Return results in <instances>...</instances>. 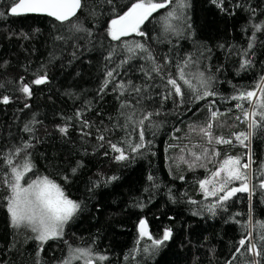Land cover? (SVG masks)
<instances>
[{
  "label": "trees",
  "instance_id": "16d2710c",
  "mask_svg": "<svg viewBox=\"0 0 264 264\" xmlns=\"http://www.w3.org/2000/svg\"><path fill=\"white\" fill-rule=\"evenodd\" d=\"M134 2L82 0L80 12L61 23L44 15L13 16L7 8L11 0H0V11L5 13L0 16V100L10 98L8 104L0 103V172H10L3 155L31 144L15 160L30 155L37 175L60 183L81 205L65 226L63 238L42 244L31 229L12 226L8 190L0 183V264H62L67 259L84 264L74 259L77 247L107 257L99 261L94 256L95 264H248L254 259L264 264L262 257L236 251L247 235L241 225L249 219L253 240L262 247L256 224L264 221V193L257 188L251 200L248 193H236L223 207L209 211L216 198L205 197L199 186L226 155L244 157L246 162L250 151L256 162L253 169L264 164V129H249L247 122H241L237 101L229 99L239 91L252 90L264 77V31L253 28L264 23V0H223V7L213 0H185L182 18L173 21L178 35L164 31L162 17L174 6L170 5L141 25L145 36L122 37L129 43H145L165 74L175 75L176 64L191 57L197 62L193 70L198 66L214 78L215 97L195 101L186 91L182 103L175 95L163 99L169 91L165 80L155 73L149 79L141 70L151 67L145 53L137 50L138 55L128 59L121 41L111 40L108 34L110 21ZM74 24L88 31L75 30ZM122 59L127 63L114 74L116 80L131 81L140 93L129 89L121 94L113 84L101 91L107 71ZM245 60L249 63L242 67ZM43 74L46 83L32 84ZM22 83L31 85L30 97L19 90ZM126 100L143 111L159 112L151 120L156 126L149 127L145 121V142L150 141V146L135 153L122 143L132 132L131 126L122 127L121 113L130 111L121 108ZM213 100V110L222 114L213 133L232 139L230 145H209L191 131L206 124ZM61 127H67L66 134ZM248 131L253 134L245 142L247 147L232 135ZM136 137L133 133V142H138ZM109 141L124 147L129 159L117 161L118 153ZM205 147L215 148L220 157L212 163L201 161L206 166L194 169L179 161L181 155L193 159L189 149L200 154ZM28 176L32 173L25 179ZM260 179L264 177L254 175L252 183L258 185ZM141 220L148 221L154 238L171 229V239L153 250L151 241L139 236Z\"/></svg>",
  "mask_w": 264,
  "mask_h": 264
},
{
  "label": "snow or ice",
  "instance_id": "6c2138e0",
  "mask_svg": "<svg viewBox=\"0 0 264 264\" xmlns=\"http://www.w3.org/2000/svg\"><path fill=\"white\" fill-rule=\"evenodd\" d=\"M108 2L110 3L111 0H108ZM213 2L223 7V0H213ZM170 5L174 6L162 17L164 31L178 35L179 30L173 21H179L182 18L183 10L187 7L185 0H135L127 11L110 21L108 34L111 40L121 41L123 49L129 54L128 59L138 55L137 50H139V53L146 54L144 59L151 62V67L147 69L142 67L141 70L145 72L149 79L155 73L165 80L164 86L169 91L167 95L163 96V99L166 100L175 95L182 103L186 91L195 101L215 97L217 92L213 89L214 78L206 76L203 71L199 70L198 66L193 70L197 62L193 61L191 57L185 59L183 63L176 64L177 71L175 75L170 72L165 74L164 66L155 61V57L152 56L150 49L145 43L122 41V37H127L133 33L145 36L146 33L141 31V25L153 13L160 9H167ZM7 8L8 13L13 16L29 13L45 14L64 23L71 21L77 15V12L82 8V0H11ZM4 15L5 13L0 11V16ZM71 27L78 31H88L75 24ZM253 28L255 31H264V23L254 24ZM249 47H251V44ZM111 58L110 54L108 59L111 60ZM124 63H127V59L120 60L116 67L107 71V78L102 85L101 91L108 88L109 84H113V90L119 89L121 94H124L129 89L135 93H140L141 88L131 81L126 84L123 81L116 80L114 74L118 72L120 65ZM165 63L170 62L166 61ZM248 63L249 61L245 60L242 67ZM46 82L47 75L43 74L34 79L32 84L41 85ZM19 90L28 97L32 95L31 85L29 84L22 83V87ZM229 99L237 101L235 108L240 109L243 114V120H241L240 116L236 117L237 120L247 122L248 128L253 131L258 128L264 129V77L254 85L252 90L239 91L238 94L231 96ZM9 102L10 98L8 96H3L2 100H0V103L4 104ZM245 102L248 107H245ZM139 103L140 100L137 99L136 105H139ZM214 104L215 100L209 103L210 115L206 124L198 129L193 128L191 131L206 139L209 145L213 144V142L217 145H230L233 143L232 139L216 136L213 133L214 123L222 115L219 109L213 110ZM136 105L127 100L121 105L122 109H130L127 113H121V115L125 116V124L122 127L125 129L129 126L132 127V132H129L128 138L123 140L122 143H126L129 150L133 153L150 146V141L145 142V121L150 122L149 127H154L156 125L151 123L152 117L154 114L159 115V112L143 111L137 108ZM25 106L27 107L28 105ZM138 111L141 112L139 117H137ZM84 125L85 127L89 126L87 121L84 122ZM25 130L31 131L27 127ZM59 130L65 134L68 131L67 127H61ZM253 131L233 133L232 135L236 141L247 147L245 142L250 140ZM133 133H137L136 139H138V142H133ZM98 139L103 141L104 136L100 135ZM109 145L114 152L118 153L115 157L117 161L129 159V156L125 154L124 147L110 141ZM31 147V144H25L3 155V163L10 169V172H0V177H2L0 183L8 190V195L6 196L7 211L10 214L12 226L30 228L33 233H36L35 239L43 244L50 239L63 238L65 226L79 212L81 205L66 194L60 183L50 179L48 176L37 175L33 171L34 165L31 162L30 155H25L20 162L15 160V157H19L22 152H26ZM180 151L183 153L184 149L181 148ZM189 152L193 157L191 161H188L184 155L179 157V161L187 163L189 169H194L197 165L205 167L206 165L200 163L201 161L206 160L208 163H212L221 155L215 148L208 147L203 148L200 154L190 149ZM244 159V157L240 156L226 155L225 158L219 160L214 170H210L209 176L199 181L200 189L205 197L216 198V203L209 206V211H213L217 206L223 207L236 193H248L249 200H251L257 188L264 193V179H260L258 185L252 183L254 175L258 174L260 177H264V164L260 165L258 169H253V165L256 162L252 159L250 151L247 153L246 162H244ZM72 171L75 172V169ZM28 173H32V176H28L25 179ZM180 178L183 179V177ZM64 179L67 180L68 177H64ZM111 179L116 178L112 177ZM149 179L151 180L152 177L150 176ZM236 182H239V185L233 186ZM191 202L196 203V201ZM249 216H251V213H249ZM241 227L247 235L239 240L236 251L239 253L243 249L245 253L254 257L264 258V221L256 224L259 229V243L262 247H258L257 242L253 240V221L251 219L248 220L247 224L241 225ZM138 229L140 238L150 240L153 250L164 245L172 237L171 229H166L161 238H154L148 229L146 220L139 222ZM245 245H247V248H245ZM144 251L148 252L149 249L145 248ZM73 253L74 259L83 260L84 264H95V259L99 261L107 259L105 255L95 256L90 248L77 247L73 250ZM94 256L95 259L93 258ZM62 264H72V259H67ZM228 264H231V261ZM248 264H260V260L254 259L249 261Z\"/></svg>",
  "mask_w": 264,
  "mask_h": 264
},
{
  "label": "water",
  "instance_id": "95a60500",
  "mask_svg": "<svg viewBox=\"0 0 264 264\" xmlns=\"http://www.w3.org/2000/svg\"><path fill=\"white\" fill-rule=\"evenodd\" d=\"M81 10V9H80ZM80 10L77 12V14L80 12ZM23 15H44V16H47V15H45V14H35V13H29V14H23ZM49 17V16H48ZM50 18H52V19H54L55 20V18H53V17H50ZM74 18V17H73ZM57 21V20H56ZM58 22H60V21H58ZM147 221V220H146ZM147 224H148V221H147ZM148 229H149V224H148Z\"/></svg>",
  "mask_w": 264,
  "mask_h": 264
},
{
  "label": "rangeland",
  "instance_id": "374dc122",
  "mask_svg": "<svg viewBox=\"0 0 264 264\" xmlns=\"http://www.w3.org/2000/svg\"><path fill=\"white\" fill-rule=\"evenodd\" d=\"M22 227H24V226H22ZM24 228H26V229H30V228H27V227H24ZM36 234V233H35Z\"/></svg>",
  "mask_w": 264,
  "mask_h": 264
}]
</instances>
